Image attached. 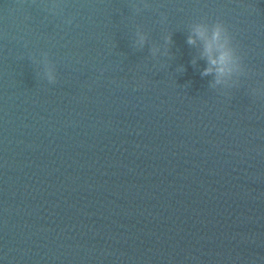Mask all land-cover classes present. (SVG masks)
<instances>
[{"label":"water","instance_id":"95a60500","mask_svg":"<svg viewBox=\"0 0 264 264\" xmlns=\"http://www.w3.org/2000/svg\"><path fill=\"white\" fill-rule=\"evenodd\" d=\"M0 264H264V0H0Z\"/></svg>","mask_w":264,"mask_h":264},{"label":"clouds","instance_id":"9594fccd","mask_svg":"<svg viewBox=\"0 0 264 264\" xmlns=\"http://www.w3.org/2000/svg\"><path fill=\"white\" fill-rule=\"evenodd\" d=\"M196 34L201 38L204 39L205 37V32L204 30H202L201 26H198L196 29ZM222 34L224 35V42L223 43H219L221 38H222ZM141 44L144 43L143 37L141 38ZM189 44H194L195 40L192 38H189L188 40ZM214 44L216 45V48H214ZM229 45V40L227 38L225 29L221 26V25H217L213 35H212V40L211 41H207L205 43V49H204V55L207 57L209 63L213 66H217L216 68V73H217V83H220V79L219 77H222L224 75H231V73L233 72V65L236 64V60H235V54L234 52L231 50V48L228 47ZM220 51V55L217 58H213L214 55V51ZM213 72V68L209 67L206 68L204 70V72L202 73V75H211ZM50 82H54L55 78L50 76L49 77Z\"/></svg>","mask_w":264,"mask_h":264}]
</instances>
